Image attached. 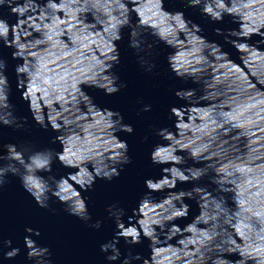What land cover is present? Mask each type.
I'll return each mask as SVG.
<instances>
[{"label": "clouds", "instance_id": "9594fccd", "mask_svg": "<svg viewBox=\"0 0 264 264\" xmlns=\"http://www.w3.org/2000/svg\"><path fill=\"white\" fill-rule=\"evenodd\" d=\"M185 3L214 23L231 17L237 27H216L214 32L247 54L244 63L264 77V0ZM124 29L141 69L152 73L157 68V47L163 43L173 49L167 55L170 71L201 84L202 90L199 95L195 88L175 91L186 103L170 108L175 130L153 126L154 134L167 143L155 144L150 153L153 164L167 166L160 177L145 179L148 191L131 214L119 201L106 205L115 231L100 244V251L107 261L119 264H264V143H258L264 141V93L255 91L241 101L256 86L231 62V53L202 35V27L183 11L167 10L164 0H0V47L12 49L11 59L18 61L16 89L35 123L58 133L50 144L61 145L57 150L28 139L4 143L0 133V191L10 175L17 177L40 208H50L54 197L69 215L101 228L102 221H93L89 212L91 197L84 193L93 190L97 178L112 181L132 163L128 143L116 133L134 129L119 111L98 107L82 86L107 95L127 87L113 71L120 64L117 42L124 39ZM254 36L258 39L250 43ZM8 67L0 55V125L31 134L28 117L15 115ZM222 67L230 69L234 79L215 95H236L202 106L209 84L205 77L211 72L213 86L223 83L225 78L216 74ZM151 108L144 104L141 111ZM243 137L248 138L246 152L239 147ZM57 161L73 171L57 176ZM205 177L207 184L197 183ZM178 183L193 187L176 190ZM164 191L158 201L152 195ZM187 199L195 200L199 213L181 227L175 221L189 216ZM150 201L157 203L148 207ZM25 231L31 264H53L49 247L32 238L40 235L39 229ZM121 239L130 246L147 239L150 255L133 253L131 247L122 253ZM12 244L0 234L3 259L20 255L21 248Z\"/></svg>", "mask_w": 264, "mask_h": 264}, {"label": "water", "instance_id": "95a60500", "mask_svg": "<svg viewBox=\"0 0 264 264\" xmlns=\"http://www.w3.org/2000/svg\"><path fill=\"white\" fill-rule=\"evenodd\" d=\"M164 7L169 11H183L186 18L202 27V35L206 36L209 41H217L222 44L224 50L231 53V62L242 70L250 83L256 86L255 89L249 90L248 93L242 96L241 101L255 91L264 93V84L260 83V79L264 77L258 71L257 74L253 73L254 65L250 66L244 63L247 54L238 53L235 48L224 42L222 36L217 35L213 30L216 27H237L236 24L231 22V17L226 16L223 22H211L208 17L200 14L199 9L187 7L185 0H164ZM133 18L135 19V16ZM11 22H15V17H12ZM123 32L124 39L117 42L120 52V64L113 71L119 76L118 82L126 83L127 87L121 89L118 93L107 95L103 90L95 87L82 86L98 107L119 111L123 115V122L131 124L134 129L132 133L123 131L116 133L121 140L128 143V155L132 158V163L124 165L120 176L113 178L112 181L97 178L93 190L84 193L86 197H91L88 200L89 212L92 214L93 221L96 219L102 221L101 228L93 229L89 226L91 222L85 223L79 218L69 215L63 210L64 205L54 197L49 201L50 208H40L32 196L23 189L19 179L10 175L8 177L9 182L0 191V234L5 239L11 238L13 241L12 246L20 247L21 253L14 260H5L0 256V264H31V261L26 258L27 249L23 243L24 236L29 235L25 231L27 227L39 229L40 235H33L32 238L40 245L49 247L52 252L53 264H119V261H107L105 259L106 254L102 253L99 247L101 243L111 239L115 231L114 222L108 218L106 205L119 201L121 206L128 210V214H131V209L137 206L140 197L148 191L144 184L145 179L160 177L162 174L161 168L167 166L151 162L150 153L153 146L159 142L167 143L161 141V138L154 134L153 126L156 128L166 126L175 130L174 122L176 118L174 116L169 118L170 108L186 103L175 96V91L195 88L199 95L202 90L201 84L193 83L191 79L177 78L170 71L167 55L173 49L163 43L158 44L157 47L159 52V55L155 57L157 68L152 73L145 72L140 68L136 54L128 47V29H124ZM256 39L258 37L254 36L250 43L255 42ZM260 47L262 48L261 51H264V45ZM11 51L12 49L0 47V55H3L9 64L7 75L12 83L11 100L15 105V115L28 117L27 124L31 129V134L0 125L3 142L18 143L28 139L42 146L47 145L60 150L61 145L59 142L50 144L51 139L57 136L58 133L50 127L44 130L35 123L29 111L28 103L21 98V93L16 89L14 67L18 61L11 59ZM216 74L224 77V82L213 86L211 83L212 73L210 72L205 77L209 84L205 89L207 101H201L202 106L219 103L236 95L235 91L228 92L223 96L215 95V93L224 92L234 79L228 68H219ZM144 104H151V111H141ZM146 135L148 136L147 140L144 139ZM257 135H260V133H257ZM242 140L243 143L239 147L246 152L245 145L248 138L243 137ZM258 143H264V141ZM255 146L253 145V147ZM260 151H264V149ZM192 163L193 161H188L189 165ZM69 171H73V169L62 167L58 161L53 165V172L57 176L66 174ZM197 183L207 184L208 179L205 177ZM191 187H193L192 183H178L176 190ZM152 195L158 201L166 195V191L154 192ZM157 201L148 202V207H151ZM186 202L191 206L189 216L175 221L181 227L191 222L199 213L195 200L187 199ZM229 203L231 204V201ZM172 242L175 243V239ZM148 245L149 241L147 239H144L140 244L131 246L121 239L119 247L122 253H126L128 248L131 247L133 253H140L142 256L147 257L150 255ZM231 258L236 259L237 257L233 256ZM134 264H140V262H134Z\"/></svg>", "mask_w": 264, "mask_h": 264}]
</instances>
